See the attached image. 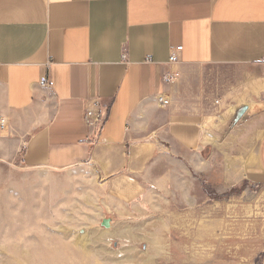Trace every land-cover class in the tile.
Instances as JSON below:
<instances>
[{
	"label": "crops",
	"instance_id": "0c3cea01",
	"mask_svg": "<svg viewBox=\"0 0 264 264\" xmlns=\"http://www.w3.org/2000/svg\"><path fill=\"white\" fill-rule=\"evenodd\" d=\"M1 118L22 166L92 168L121 204L164 157L205 192L264 185V0H0Z\"/></svg>",
	"mask_w": 264,
	"mask_h": 264
},
{
	"label": "rangeland",
	"instance_id": "374dc122",
	"mask_svg": "<svg viewBox=\"0 0 264 264\" xmlns=\"http://www.w3.org/2000/svg\"><path fill=\"white\" fill-rule=\"evenodd\" d=\"M13 149L0 141V264H264V185L205 192L164 157L121 204L92 168H26Z\"/></svg>",
	"mask_w": 264,
	"mask_h": 264
},
{
	"label": "built area",
	"instance_id": "2783aa9c",
	"mask_svg": "<svg viewBox=\"0 0 264 264\" xmlns=\"http://www.w3.org/2000/svg\"><path fill=\"white\" fill-rule=\"evenodd\" d=\"M181 46L175 47L176 51L181 50ZM177 60V56L175 53H171L169 57L170 62H175ZM179 76L177 71H171L163 75V79L167 83H174ZM47 81L46 77H42L40 82L45 83ZM158 102L161 105H167L169 103L168 98L164 95H160L158 97ZM107 118L106 113H104L100 107V104L95 101L91 100L88 102L85 111H84V122L88 125H94L97 128H100ZM0 130L5 131L7 130V121L5 118L0 119Z\"/></svg>",
	"mask_w": 264,
	"mask_h": 264
},
{
	"label": "water",
	"instance_id": "95a60500",
	"mask_svg": "<svg viewBox=\"0 0 264 264\" xmlns=\"http://www.w3.org/2000/svg\"><path fill=\"white\" fill-rule=\"evenodd\" d=\"M244 110H245V107H240L239 109H237V111L235 112V115H234L233 122H237L238 121V119L243 114ZM103 225L107 227L109 225V219H104L103 220Z\"/></svg>",
	"mask_w": 264,
	"mask_h": 264
}]
</instances>
